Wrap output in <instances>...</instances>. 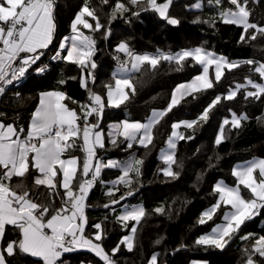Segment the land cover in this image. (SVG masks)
I'll return each mask as SVG.
<instances>
[{
  "label": "trees",
  "instance_id": "obj_1",
  "mask_svg": "<svg viewBox=\"0 0 264 264\" xmlns=\"http://www.w3.org/2000/svg\"><path fill=\"white\" fill-rule=\"evenodd\" d=\"M83 0H55L53 41L47 48V54L42 56L35 66L46 61L48 53L54 52L60 39L70 33V21L79 10ZM162 2V0H158ZM129 9L117 12L113 18L116 0H88V7L94 9L102 28L99 31H89L96 41L95 53L91 67V78L87 87H81L79 78H68L64 81L63 91L72 105H78L88 99L90 91L104 96L105 85L113 82L109 68L115 63H122L126 55L117 52L119 43L125 42L134 52L164 51L175 53L182 49L201 47L223 55L228 59L237 60L238 67L225 69L221 79L214 82L210 89L201 90L181 99L160 122L153 128L154 139L148 147L133 142L131 148L121 137L116 144L106 142L98 149L100 160H120L128 155L142 161L137 165L139 175L135 171L129 173L130 185L116 184L115 196L106 195L99 190L101 182L120 177L119 168H102L98 183L90 191L86 205L87 217L86 235L97 230L92 226L101 224L103 239L100 241L105 252L112 256L118 264H146L151 255L157 256L156 264H189L192 259H206L213 253V245H197V237L220 219L221 208L213 219L201 225L198 223L202 210L216 201V193L212 184L217 178H225L233 182L231 167L252 156L264 158V95L259 99L246 98V89L237 91L232 100L222 98L209 112L207 121H199L193 128H186L183 136L191 139H179L176 142L175 160L171 170L177 175L165 176L162 169L165 163L158 153L165 144L171 125L180 118L194 117L202 107L220 93H225L229 87L246 79L258 80L264 85V79L254 69L259 63H264V34L255 33L249 29L245 34L256 39L241 40L243 28L234 24H225L215 14L204 10L190 9L191 0H175L169 9V14L179 21L176 25L164 24L157 13L142 0L138 5H132L129 0H121ZM223 3L232 6L228 0ZM247 9L250 13L249 22L264 25V0H248ZM138 13V15H133ZM92 23L96 21L91 20ZM107 34V36H106ZM118 58V59H117ZM253 61V64L247 63ZM57 64H50L49 70L42 75L28 74L26 80L17 87L8 88L0 100V120L6 123L27 125L33 109L36 107L40 91L52 87ZM34 66V67H35ZM68 72L70 64L64 66ZM31 71V70H30ZM88 73V70L86 71ZM200 72V66L190 58L182 65L161 60L155 69L148 65L142 66L140 72H131L129 77L135 85V94L121 104L114 112L117 117H123L124 111H129L137 120H143L154 108H165L170 100L174 87ZM48 75L45 77L44 75ZM55 74V75H54ZM90 90V91H89ZM75 101V103H73ZM232 113L246 116L239 127L224 126L223 139L220 144L215 142V133L219 121L229 118ZM1 172V171H0ZM35 172L30 169L25 177H14L10 186L18 192L29 191L40 204H47L55 209V203L62 197L58 191L53 202L44 186L37 187L32 183ZM79 178L77 181V185ZM22 185L17 188V185ZM131 192V195H127ZM125 199L120 200V196ZM112 199L118 204L127 200H141L145 215L136 226L133 234L132 250L129 251L121 238L128 232L116 220L109 216V209L117 204H111ZM61 200V199H60ZM59 202V201H58ZM109 207L105 208L104 205ZM157 208L161 212L155 211ZM105 212V213H103ZM264 210L251 220L245 221L236 234H233L224 247V264H245L251 253L254 240L264 235ZM133 221H128V225ZM6 240L13 239L15 233L7 230ZM240 233L252 234L249 239L237 243ZM159 241V243H157ZM120 244L119 250L112 255V249ZM247 249V251H246ZM256 264H264V258L253 255ZM8 264H34L36 260L15 249L14 254L7 257ZM58 264H105L96 254L90 251L65 253Z\"/></svg>",
  "mask_w": 264,
  "mask_h": 264
},
{
  "label": "snow or ice",
  "instance_id": "obj_2",
  "mask_svg": "<svg viewBox=\"0 0 264 264\" xmlns=\"http://www.w3.org/2000/svg\"><path fill=\"white\" fill-rule=\"evenodd\" d=\"M142 0H129L132 5H138ZM107 4L108 0H102ZM172 0H147V5L157 12L161 18L167 20L171 25H176L179 21L168 15ZM217 4L221 0H216ZM235 10L227 9L219 13L220 18L225 24H234L243 28L240 39H256V34H264V27L249 22L250 13L247 9L248 0H229ZM55 0H0V82L3 85L11 84L19 77H23L28 68L39 60L43 53L39 50L47 49L53 41ZM199 7L200 5H195ZM129 9L121 0H116L113 18L117 12H126ZM138 15V13H133ZM85 17L96 21L95 26ZM99 31L102 25L94 9L88 7V0L76 13L71 22V36L64 37L59 50L53 59L62 58L66 61L76 63L82 68H87L95 53L96 41L93 37L86 35L81 30ZM249 29H254L255 33L251 37L245 34ZM107 36V34H106ZM71 46H67L68 42ZM61 51H67L66 56H61ZM117 52H123L129 58L120 64L116 72L113 73L115 88L112 85H105L107 89V106L119 107L130 98V94H135V85L130 77L119 76L120 72H140L142 66L148 65L155 69L161 60L175 62L182 65L188 60L203 66V73L193 78L190 83L180 84L173 90L170 102L163 111H153L146 123L130 122L128 120L110 125V142L116 144L115 137H123L128 142V147L133 146V141H137L141 146L148 147L153 139V128L161 118L181 102L185 96L200 92L201 90L213 87V82L208 76L209 65H215V77L218 82L222 76V68L231 70L238 67V64L228 62L223 57H216L214 53L208 52L200 47L185 49L176 53H164L157 50L152 54H135L125 42H121L116 47ZM24 53L26 55L21 56ZM118 59V58H117ZM253 64V61H247ZM128 64L131 68H128ZM18 65V66H17ZM94 69L96 64L91 62ZM261 78H264V64H260L254 69ZM43 71V69H38ZM91 73H85L81 78V87H87V78ZM60 83H64L61 81ZM246 83L251 85L256 91H248L247 97L259 99L264 95V85L257 84L251 79H246ZM245 85L237 84L235 90H229L223 97L232 100L237 95V90ZM4 87L0 86V94L4 92ZM179 94V95H178ZM71 99L62 91H48L40 94L39 105L32 113L31 123L27 130V136L21 138L20 133L24 129L17 131L13 125L0 123V237L5 232L6 225H13L19 229L20 238L12 241L4 250L9 256L14 254L15 249L39 257L43 264H58L62 253H67L76 248H86L99 256L105 264H114L111 257L105 252L97 241L103 239L102 226L97 223L92 227L97 231L91 238L84 235L87 218L85 216V200L94 182L100 177L102 168H116L121 165L109 160L106 164L96 156V149L104 147V138L100 128L99 120L91 123L89 117L101 116L105 108L103 98L89 92L91 101L88 105L81 106L83 116L78 114L75 109L69 108L63 101ZM221 97L217 96L209 104L203 113L192 121L173 123L172 133L167 140V147L172 151L163 152L161 159L167 165L162 169L165 176L175 177L177 174L171 170L176 163L175 148L177 139H191L180 135L176 130L181 126L193 128L199 121H207L210 110L220 102ZM75 103V101H73ZM246 116L232 114L231 122L225 119L220 126V133L216 137V144H220L223 139L224 126L229 123L233 127H239L240 122ZM83 120V125L79 123ZM82 139L80 146L85 153L82 165L79 158L70 157L63 159L67 149L75 145L76 140ZM142 164L141 160L128 162L122 168V175L113 181V184L124 183L130 185L131 180L127 179L129 173L135 171L139 175L137 165ZM36 169L40 174L35 177L34 183L37 187L44 186L48 189V194L53 199L58 195V189L62 188L63 195L60 207L53 209L47 204H38L30 198V193L25 190L22 194L14 191L4 181H11L15 177H25L30 169ZM232 175L236 178L237 185L228 187L222 183L217 184L213 191L219 194V198L211 208L201 213L198 223L203 225L213 219L214 214L222 205H229L232 211L224 214V223L216 225L210 234L201 235L195 243L197 245H213L217 248H224L231 236L236 233L241 225L247 220L253 219L264 210V159H253L239 168H233ZM62 177V178H60ZM90 177V178H89ZM58 178L59 182H58ZM79 182L77 185V181ZM22 185H17V188ZM240 186L250 194L245 196ZM119 189H109L106 195L115 196ZM128 192L127 195H131ZM125 196H120V200ZM119 200L112 199L111 204H118ZM109 207L108 204L104 205ZM155 211L161 212L157 208ZM145 215L143 207H134L130 211L125 210L118 220L125 222L135 221L138 224ZM131 232H136L135 224L131 227ZM252 234L242 237L249 239ZM133 236H124L120 244H124L131 251ZM159 243V241H157ZM118 244L112 249L115 255L120 248ZM247 251V249H246ZM258 254L264 258V235L256 238L252 244L251 253L247 256L245 264H256L253 255ZM157 256L153 255L148 264H156ZM0 264H6L4 255L0 253Z\"/></svg>",
  "mask_w": 264,
  "mask_h": 264
},
{
  "label": "rangeland",
  "instance_id": "obj_3",
  "mask_svg": "<svg viewBox=\"0 0 264 264\" xmlns=\"http://www.w3.org/2000/svg\"><path fill=\"white\" fill-rule=\"evenodd\" d=\"M173 1H175V0H172V3H171V5L173 4ZM229 1V0H228ZM159 2V1H158ZM84 3H85V0H83L82 1V4H81V6H80V8L84 5ZM197 4H199L200 6L199 7H196L195 5H197ZM171 5H170V7H171ZM80 8H79V10H80ZM170 9V8H169ZM190 9H193V10H204V11H206L207 13H209V14H215V15H217L218 17H219V19L221 20V18H220V15H219V13L220 12H222V11H225V10H227V9H232V10H235V6L234 5H232V6H228V5H226V4H224L223 3V0H221V3L220 4H217L216 3V0H191V5H190ZM78 10V11H79ZM77 11V12H78ZM76 12V13H77ZM169 12V11H168ZM157 13V12H156ZM76 15V14H75ZM75 15L73 16V18H72V20L74 19V17H75ZM168 15L170 16V17H173V18H175L176 19V17H174V16H171L169 13H168ZM157 16H158V18L159 19H161L162 21H164V24H169L168 22H167V20H165V19H163V18H161L160 17V15L157 13ZM85 19H88L87 17H85ZM72 20L70 21V26H71V22H72ZM89 20V19H88ZM222 21V20H221ZM89 22L91 23V24H93V26H95V23H92L90 20H89ZM169 25H171V24H169ZM81 27V30L82 31H84V33L86 34V35H89L90 36V33H89V29H84L82 26H80ZM262 27H264V25L262 26ZM72 35V32H71V27H70V33L68 34V36H71ZM120 44V43H119ZM67 46H71V42L69 41L68 42V45ZM194 48H197V47H192V48H188V50H190V49H194ZM201 48V47H200ZM203 49V48H202ZM182 50H185V49H182ZM204 50H206V49H204ZM179 51H181V50H179ZM206 51H208V52H212V53H214V55L216 56V57H223L225 60H227L228 62H231V63H233V64H238L239 62L237 61V60H232V59H228V58H226L225 56H223V55H220V54H217V53H215V52H213V51H210V50H206ZM164 52V51H163ZM178 52V51H177ZM135 54H152V55H154V51H141V52H134ZM164 53H168V52H164ZM176 53V52H175ZM48 55L50 56L51 55V53H48ZM67 55V51H63L62 52V56H66ZM92 61V60H91ZM37 62V61H36ZM123 63V62H122ZM71 65V66H73V67H71V69L67 72L66 70H65V67L64 66H67V65ZM120 62L119 63H115V64H113L110 68H109V73H110V75L113 77V73L114 72H116L117 71V69L119 68V66H120ZM260 64H264V63H259L257 66H259ZM36 65V63L35 64H32L29 68H28V70L26 71L27 72V74H31V71L36 67L35 66ZM199 66H200V72L199 73H197L196 75H194V76H192V77H190L188 80H186V81H184V82H182V83H179V84H177L175 87H174V89H176V87L178 86V85H180V84H186V83H190L192 80H193V78L195 77V76H197V75H200V74H202L203 73V66H201L200 64H198ZM35 66V67H34ZM56 70H55V76H54V80H53V86L52 87H49V88H46V89H44V90H42V91H40V93H39V98H38V103H37V107H38V105H39V100H40V94L41 93H43V92H48V91H62V92H64L63 91V84L64 83H60L61 81H65L66 79H68V78H74V79H76V78H79L80 79V83H81V78H82V75L83 74H85V73H87L86 71L88 70V73L89 72H91V62H89V64H88V67L87 68H82V66H79V65H77L76 63H72V62H69V61H66V60H64V59H62L61 60V62L60 63H58L57 65H56ZM128 68L130 69L131 68V65L130 64H128ZM208 68H209V71H208V76H209V78L212 80V82H213V85H214V82L216 81V77H215V65H209L208 66ZM225 69H227V68H222L221 69V71H222V73L224 72V70ZM31 70V71H30ZM132 71H128V72H120V73H118V75L119 76H125V77H129V75H130V73H131ZM45 77H47L48 75L46 74V75H44ZM90 78H91V76L90 77H88L87 78V82H88V80H90ZM260 78H261V76H260ZM261 79H264V78H261ZM253 81V80H252ZM253 82H255V83H257V84H261L262 85V82L261 81H258V80H255V81H253ZM237 84H241V85H245V87H250V88H248V89H246V93L248 92V91H256V89H254V88H252V86L251 85H249V84H247L246 83V81H244V82H237V83H235L233 86H231V87H229V89L225 92V93H220V94H218V95H216L214 98H212L210 101H208L203 107H202V109L200 110V112H198L194 117H192V118H180V119H178V120H176V121H174L173 123H180V122H183V121H192V120H196L200 115H201V113H203V110L209 105V104H211V102L217 97V96H220L221 97V99L223 98V97H225L227 94H228V92H229V90H235V87H236V85ZM110 85H112V87L113 88H115V81L113 80V82L110 84ZM173 89V90H174ZM90 91V90H89ZM238 91V90H237ZM92 92V91H91ZM173 92V91H172ZM95 93V92H94ZM104 94H107V89H106V91H105V93ZM172 95V94H171ZM179 95V94H178ZM104 97H105V95H104ZM170 99H171V97H170ZM169 102H170V100H169ZM168 102V103H169ZM91 102H90V100L89 99H87L86 101H84V102H82V103H79L78 104V111H79V114L81 115V116H83V113L81 112V106L82 105H88V104H90ZM66 104V103H65ZM67 105V104H66ZM167 106H168V104H167ZM167 106L165 107V108H154V109H152L150 112H149V114L146 116V118L145 119H143V120H137V119H135L133 116H132V114L129 112V111H124V116L123 117H117L116 115V113L114 112V109H112V108H110V107H108V106H106L105 105V108H104V110H103V113H102V115L105 117L104 119H105V121L103 122V124H102V127L101 128H99L98 130H100L101 132H105V135H106V139H110L109 138V135H108V133H109V128H110V125H113V124H116V123H119V122H121V121H124V120H128V121H130V122H141V123H146L147 121H148V118L152 115V113H153V111L155 110V111H163V110H165L166 108H167ZM36 107V108H37ZM36 110V109H35ZM34 112V111H33ZM32 112V113H33ZM233 114V113H232ZM232 114H231V116L229 117V118H224V119H221L220 121H219V124H218V127H217V130H216V133H215V141H216V137H217V135L220 133V126H221V124L223 123V121L225 120V119H228L230 122H231V119H232ZM102 115L101 116H97L98 117V119H99V121L101 120V118H102ZM243 116V115H242ZM31 117H32V114H31ZM31 117H30V121H29V123H31ZM89 119H90V117H89ZM91 122V121H90ZM172 123V124H173ZM230 125L232 126V124L230 123ZM187 127H185V126H183V125H181L176 131L180 134V135H182L183 136V132L185 131V129H186ZM171 133H172V127H171V130H170V133H169V135H168V137L166 138V141H165V144L162 146V148L159 150V153H158V156H159V158L161 159V156L163 155V152H167V151H172V150H170V149H168V147H167V140H168V138H169V136L171 135ZM117 137H119V136H117ZM117 137H115V138H117ZM122 139H124L123 137H121ZM179 139H177L176 140V142L178 141ZM133 142H137V141H133ZM132 142V143H133ZM128 143V142H127ZM138 143V142H137ZM139 144V143H138ZM140 145V144H139ZM73 149V147L72 148H70V151ZM73 157H76V156H73ZM253 159H257V160H259V159H264V158H261V157H258V156H252V157H250L249 159H247V160H245V161H241V162H237V163H235L232 167H231V169H230V174H231V176L233 177V182L231 181H228V180H226L225 178H217L214 182H213V184H212V189H214V187L217 185V184H219V183H222V184H224V185H226V186H228V187H235L236 185H237V181H236V178L232 175V170H233V168H239L240 166H242V165H244L245 163H247V162H249V161H251V160H253ZM135 160H138L136 157H134V156H132V155H128V156H126V157H124V158H122V159H120V160H116V162H118L120 165H121V167H117V168H119L120 170H121V174H120V176L122 175V168H123V166L125 165V164H127L128 162H133V161H135ZM103 162V161H102ZM137 167V166H136ZM165 167H167V165L165 164V166H164V168ZM163 168V169H164ZM128 179V178H127ZM99 190L100 191H102V192H104V193H107L108 191H109V189H113V190H115L116 188H114V187H110L109 185H107V184H104V183H100L99 184ZM241 187V189H242V192H243V194L245 195V196H249L250 194L247 192V190H245V189H243V186H240ZM216 193V192H215ZM216 198L218 199L219 198V194L218 193H216ZM217 199H216V201H217ZM216 201L212 204V205H214L215 203H216ZM212 205H210V206H208L207 208H205L204 210H202V213L204 212V211H206V210H208L209 208H211L212 207ZM224 207L222 208V210H221V213H220V219L216 222V223H214L212 226H210L205 232H203L202 234H200L198 237H200L201 235H207V234H210L211 233V231H212V229L216 226V225H218V224H222V223H224L225 221H224V214L225 213H227V212H230V211H232V209H231V207L229 206V205H223ZM134 207H142V205H141V200H139V199H136V200H127V201H123L121 204H117V205H115V206H113V207H111L110 209H109V212H108V214H109V216L110 217H112V218H114L115 220H116V222H118L120 225H121V227L122 228H124V229H128V232L125 234V235H123L122 236V238L124 237V236H128V235H132L133 236V233L131 232V227H132V225L133 224H136V222L135 221H133V223L132 224H130V225H128V222H127V227L125 226V222H123V221H120V220H118V217L120 216V215H122L123 214V212L125 211V210H131L132 208H134ZM103 213H105V212H103ZM86 215H89V216H91L92 215V212H87V214ZM262 225L264 224V221H262V223H261ZM242 226V225H241ZM238 232V231H237ZM236 232V233H237ZM236 233H234V234H236ZM93 235V234H92ZM245 236H248L247 234H245V233H240L237 237V243L238 242H240L241 240H244V239H242V237H245ZM86 237H88V238H91L92 236H86ZM197 237V238H198ZM122 238H121V240H122ZM97 243H100V241H97ZM126 248H128L126 245H124ZM215 247V246H214ZM214 251H218V252H220V253H223V251H224V248H217V247H215V250ZM154 255V254H153ZM153 255H151L150 256V258H149V260L151 259V257L153 256ZM149 260L147 261V263L146 264H148V262H149ZM208 261H209V258H206V259H192L191 261H190V263L189 264H208Z\"/></svg>",
  "mask_w": 264,
  "mask_h": 264
},
{
  "label": "crops",
  "instance_id": "obj_4",
  "mask_svg": "<svg viewBox=\"0 0 264 264\" xmlns=\"http://www.w3.org/2000/svg\"><path fill=\"white\" fill-rule=\"evenodd\" d=\"M0 46H2V45H0ZM47 49H42V50H39L40 52H42L43 54L42 55H40V58L42 57V56H45L46 54H47V51H46ZM53 53V52H52ZM51 53V54H52ZM24 55H26V54H24V53H22L21 54V56H24ZM49 56V55H48ZM39 58V59H40ZM39 60H37V62H38ZM36 62V63H37ZM81 84V83H80ZM105 95V97L104 96H101L102 98H103V100H104V102H105V105L107 106V94H104ZM39 98V97H38ZM64 103H66L67 104V106L69 107V108H71V109H75L77 112H78V114H79V111H78V105H72L70 102H68L67 101V99L66 100H64L63 101ZM38 103V102H37ZM36 107H37V104H36ZM36 107L33 109V111H35V109H36ZM108 107H110V108H112V109H117L118 107H114V106H108ZM32 111V112H33ZM32 114V113H31ZM123 116H124V114H123ZM30 117H31V115H30ZM105 117L102 115V118H101V120L99 121V124H100V128L102 127V124H103V122L105 121V119H104ZM90 121H91V123H96L97 122V120H99L98 119V117L96 116V115H93V116H91L90 117V119H89ZM29 121H30V118H29ZM29 121H28V123H27V125L23 128L21 125H15V124H13V123H6V122H3L2 120H0V123H2V124H4V125H9V124H11V125H13V127L14 128H16L17 129V131L19 130V128H22V129H24V131L20 134L21 135V138H24V137H26L27 136V130H28V127H29V125H30V123H29ZM79 123L81 124V125H83V120L81 119L80 121H79ZM102 135H103V138H104V144L106 143V142H110V139L108 140V139H106V135H105V132L103 131L102 132ZM82 143H83V141H82V139H80V140H76L75 141V145L76 146H74L73 147V149L70 151V148L69 149H67V151L64 153V155H63V159H68V158H70V157H73V156H76L77 158H79V162H80V164L82 165V163H83V159H84V157H85V153L81 150V145H82ZM98 149L99 148H97L96 149V156H97V158L98 159H100V157L97 155L98 154ZM109 160H107L106 159V162H103V163H107ZM32 170L35 172V174H34V176L32 177V183L35 185V183H34V179H35V177L36 176H38V175H40L38 172H37V170L36 169H34V168H32ZM0 171L2 172L3 171V169H0ZM15 177V176H14ZM13 177V178H14ZM60 178H62V177H60ZM60 178H58V182H59V179ZM117 179H113V180H109V181H107V182H102V183H104V184H107V185H109L110 187H114V188H116V184H113L112 182L113 181H116ZM9 187H11L14 191H16V192H18L19 190H16L15 189V187H13V186H10V181H7V180H5L4 181ZM101 182V181H100ZM94 188V187H93ZM93 188H91L90 190H89V193H90V191L93 189ZM58 191H64L62 188H60V189H58ZM29 192V191H28ZM18 193H20V194H22V192H18ZM89 195V194H88ZM30 198L34 201V202H36V203H38V204H40V202H38L33 196H30ZM87 198H88V196H87ZM87 198H86V200H85V205H86V203H87ZM61 198H59L58 200H57V202L55 203V207L56 208H58V207H60V205H61V203H62V200H60ZM53 198H52V200H51V202H53ZM59 201V202H58ZM86 207V206H85ZM84 212H85V216H86V218L88 217V215H86L87 214V210L86 209H84ZM85 228H86V226H85ZM7 230H10L11 231V233H15V234H13L12 236H14V238L13 239H7L6 240V233L8 232ZM84 235L85 236H87L86 235V233L84 232ZM88 236H92V234L91 235H88ZM19 238H20V233H19V229L17 228V227H15V226H13V225H6L5 226V232H4V234H3V236L2 237H0V253H2L3 255H4V258H5V262H6V264H8V262H7V257L9 256L8 254H7V252L6 251H4L6 248H7V245L10 243V242H12V241H18L19 240ZM81 251H90V250H88V249H86V248H76L75 250H73V251H71V252H81ZM71 252H67V253H71ZM90 252H92V251H90ZM23 253V252H22ZM94 253V252H93ZM25 255H27V256H29V257H31V258H33L34 260H36V262L34 263V264H43V261L39 258V257H33V256H31V255H29V254H26V253H24ZM63 254H65V253H62V255ZM95 254V253H94ZM208 264H224V251H223V253H220V252H218V251H213V253H211L210 254V256H209V261H208Z\"/></svg>",
  "mask_w": 264,
  "mask_h": 264
},
{
  "label": "built area",
  "instance_id": "obj_5",
  "mask_svg": "<svg viewBox=\"0 0 264 264\" xmlns=\"http://www.w3.org/2000/svg\"><path fill=\"white\" fill-rule=\"evenodd\" d=\"M66 36H68V35H64V36H62V38L60 39V41H59V43H58V45H57V47H56V49L54 50V52L49 56V58L46 60V61H44V62H42V63H40L39 65H37L32 71H31V73H33V74H35V75H42V74H44V73H46L48 70H49V66H50V64H58V63H60L61 62V60H62V58H56V59H53V57L55 56V54H56V52L59 50V44H60V42H61V40L64 38V37H66ZM129 47V46H128ZM129 49L132 51V52H134V50L131 48V47H129ZM62 52L63 51H61V56H62ZM162 52V51H161ZM157 52H155L154 54H156ZM129 58L126 56L125 57V59L123 60V62L124 61H126V60H128ZM18 66V65H17ZM43 69V71H38V69ZM27 72L25 73V75L23 76V77H19L18 79H16V80H14L11 84H8V85H3L2 84V82H0V86H2V87H4V92L8 89V88H10V87H17V86H19L20 84H22L25 80H26V78H27ZM4 92L2 93V94H0V100H1V98H2V95L4 94ZM88 99H89V94H88ZM90 100V99H89ZM91 102V101H90ZM20 129H22V128H19V130ZM18 130V131H19ZM21 134V133H20ZM90 178V177H89ZM100 181H101V178L99 177L95 182H94V184H93V186H92V188L94 187V186H96L98 183H100ZM88 208V206L86 205V207H85V209H87ZM110 256V255H109ZM111 257V259H112V261H114V264H118L117 262H116V260L112 257V256H110Z\"/></svg>",
  "mask_w": 264,
  "mask_h": 264
}]
</instances>
